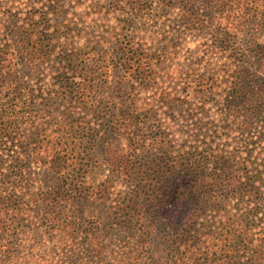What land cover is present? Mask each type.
Wrapping results in <instances>:
<instances>
[{
  "label": "trees",
  "instance_id": "1",
  "mask_svg": "<svg viewBox=\"0 0 264 264\" xmlns=\"http://www.w3.org/2000/svg\"><path fill=\"white\" fill-rule=\"evenodd\" d=\"M107 1L118 24L83 44L59 1L0 2V23H21L17 36L0 33V264H264V38L239 55L228 30L179 65L173 97L169 86L139 98L166 44L135 27L150 0ZM216 1L245 17L240 29L264 8ZM219 54L225 69L211 66ZM51 62L49 80L24 79L23 68ZM115 137L122 146L108 141L97 159L98 142ZM27 232L53 251L24 242ZM9 234L24 246L1 243Z\"/></svg>",
  "mask_w": 264,
  "mask_h": 264
},
{
  "label": "rangeland",
  "instance_id": "2",
  "mask_svg": "<svg viewBox=\"0 0 264 264\" xmlns=\"http://www.w3.org/2000/svg\"><path fill=\"white\" fill-rule=\"evenodd\" d=\"M28 1L30 2V0H0L1 4L11 6H26L24 3H27ZM57 1L62 4L65 10L66 21L69 26H73V29L70 30H74V35L77 37L80 44L91 40L90 34L99 24H118L115 19L117 12L110 7L107 0ZM150 3L148 15H143L141 12L139 16L135 18V27L140 32L144 31L143 34L145 36L156 38L157 44L158 41L160 42V45L166 44V48L162 50V52L165 53L163 57H161V61H159L160 67L158 69V80L152 83L151 88H146L140 94L139 98H164L165 96H161L163 87L167 88L169 86L173 87V89H166L168 90V96L165 98H169L170 95L173 97V91L175 89L179 90L181 84L177 72L179 65L184 66L185 63L190 64L192 62L190 58H194L193 62L196 64L197 57L200 58V56L203 55L208 56V53L206 52H208L207 50H209L210 46L216 44L215 39L223 36V34L225 37L228 30L231 31L229 32V40L233 44V47L236 48V52H238L239 55H241L243 50H246L245 46H248L253 38H256L257 40L258 38L260 40L264 38V28L262 27L264 24V8L261 6L248 13L250 15V22H253L254 19L256 21L254 28L248 30V28L240 29V27H242L243 18H245L244 16L236 18L234 15L235 12L230 10L228 6H225L216 0H170L164 4L160 0H150ZM185 6L191 8L187 15H184L186 12V9H184L186 8ZM187 18L192 22L188 21L186 24L184 21L188 20ZM72 20H75L76 22ZM19 24L21 25L19 20L16 19L15 21L12 20L9 25L0 23V33L8 34L15 28L14 36H17L20 30L17 28L20 26ZM127 31L130 32L128 29ZM213 31L217 32L213 33ZM253 33L259 34L258 37L252 36ZM216 57L217 56H214L211 59V66L217 64L219 65V69H225L222 68V66L226 62V59H223V57L220 58V54L218 55V58ZM53 65L54 63L51 62L23 68L22 73L24 74V79L35 81L44 79L49 80L48 75L52 72L51 66ZM168 68H170L171 73H173L169 79L165 76ZM220 74L219 78L222 79L221 76H224L225 73L220 71ZM114 79L115 78L110 77L106 84L110 87L109 92L116 91L114 86L118 79ZM163 80L168 81L166 84L167 86L164 84ZM104 99L109 100L108 102L113 103V105L119 100V98ZM105 103L110 111L113 110V108H111L113 105L108 104L107 102ZM108 141H113V144H118L119 146H122L124 143L123 138L120 137H115V139L112 138L106 141L100 140L94 152V156L97 159L103 156L102 150L104 146L108 144ZM19 235L23 238L24 242L30 245L37 244L34 248L35 250H37L38 247H41L38 245L48 243V250L50 253L53 251V243L48 240L47 235H41L40 233L33 236L30 232ZM1 243L8 245L15 243L16 249L24 246L20 243L15 234L6 235L1 239ZM163 244L164 239H161L160 234L157 233L154 236V242L152 244V253L156 257L163 255L165 248ZM42 248H44V246ZM45 257L47 259L44 258L40 260L39 264H48L47 260L50 257Z\"/></svg>",
  "mask_w": 264,
  "mask_h": 264
}]
</instances>
